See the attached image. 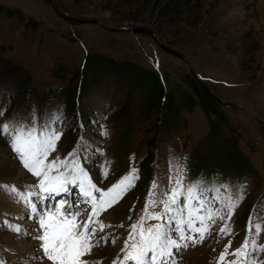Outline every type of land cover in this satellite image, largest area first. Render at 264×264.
Returning a JSON list of instances; mask_svg holds the SVG:
<instances>
[{
	"label": "rangeland",
	"instance_id": "obj_1",
	"mask_svg": "<svg viewBox=\"0 0 264 264\" xmlns=\"http://www.w3.org/2000/svg\"><path fill=\"white\" fill-rule=\"evenodd\" d=\"M0 5L17 9L36 22L28 28L15 18L0 20V62L20 71L18 76L28 91L26 97H19L14 82L6 79L0 84L5 90L0 105L7 100V90L15 92L9 116L15 111L18 118H29L35 107L43 118L45 112L63 108L64 102L51 94L62 91L69 80L77 83L76 72L91 52L154 72L167 91L182 87L181 76L192 74L224 105L227 123L217 137L208 135V121L197 106L189 114L182 111L179 129L177 122L163 134L159 113L140 116L138 95L133 96L131 112L125 117L115 110L121 108L124 93L110 86L100 88L106 93L105 100L83 98L82 104L87 99L98 103L92 119L84 124V131L90 133L84 139L93 150L99 147L104 152L90 151L84 163L92 181L106 189L132 167L139 173L135 185L98 217L112 227L105 229L108 243L93 249L90 262L111 264L120 254L128 226L144 208L153 177L167 186L170 155L186 166L189 180L205 177L246 186V197L230 220L233 233L219 236L221 222L217 221L203 241H189L187 247L174 251V264H216L229 239V251L240 246L250 213L254 224L264 225V0H0ZM32 90L45 100L34 103ZM71 118L65 115L63 135L50 159L63 158L76 145L81 134ZM99 124L106 126L107 137L100 135ZM105 160L110 162L107 178L101 175ZM172 163L175 167L176 160ZM35 182L14 158L7 141L0 138V185H15L24 191V186ZM25 211L0 188V219L7 214L8 220L29 230L26 237L0 225V260L6 264H22L34 249L41 255L39 242L30 238L34 222L26 218ZM114 236L118 237L115 244L111 243ZM258 242L264 244V231Z\"/></svg>",
	"mask_w": 264,
	"mask_h": 264
},
{
	"label": "snow or ice",
	"instance_id": "obj_2",
	"mask_svg": "<svg viewBox=\"0 0 264 264\" xmlns=\"http://www.w3.org/2000/svg\"><path fill=\"white\" fill-rule=\"evenodd\" d=\"M4 95L5 90L0 89V99ZM6 95V102L0 105V138L7 141L19 164L36 178L34 185L24 186V191L15 185H0L13 202L25 208L26 218L35 225L30 238L39 242L41 255H36L37 249H34L22 264H31L32 261H40L41 264H97L95 260L90 262L88 257L101 242L108 243L105 229L112 227L98 217L118 203L135 185L139 179L138 169L130 168L128 173L106 189L97 187L84 163L89 160L90 151L99 155H104V152L99 147L93 150L92 145L84 139L83 122L77 121L81 135L72 150L63 158L55 156L50 159L63 135V108L57 106L52 112H45L43 118L35 107L29 118H18L15 111L9 116L7 110L15 92L9 89ZM99 127L100 135L107 137L109 132L106 126L99 124ZM173 159L176 160L175 167ZM109 163L105 160L101 165V175L105 178L109 174L106 167ZM187 172L179 158L170 155L167 186L153 177L144 208L137 220L128 226L120 254L113 258L111 264H174L173 252L187 247L189 241H203L217 221L221 222L217 233L219 236L233 233L230 220L246 197V186L205 177L189 180ZM69 186L76 191L73 192ZM73 195L75 199L71 198ZM6 217L7 214L0 219V225L6 230L16 235H29L28 229ZM253 219L250 213L246 235L240 246L229 251L232 243L229 239L219 253L216 264H264V259L260 258L264 254V244L258 242L264 225L259 222L254 224ZM119 227H123V224ZM98 232L102 235L97 236ZM117 240L118 237L114 236L111 243L115 244ZM0 264L6 262L0 260Z\"/></svg>",
	"mask_w": 264,
	"mask_h": 264
},
{
	"label": "trees",
	"instance_id": "obj_3",
	"mask_svg": "<svg viewBox=\"0 0 264 264\" xmlns=\"http://www.w3.org/2000/svg\"><path fill=\"white\" fill-rule=\"evenodd\" d=\"M1 18L6 20L15 18L28 28H34L36 25V22L31 18H24L19 10L2 5H0V20ZM19 74L20 71L16 70L14 66L0 62V84L4 85L6 82H3L6 79L10 80L14 82L13 87L16 95L26 97L28 91L24 89L26 86L20 81ZM76 77L75 85L72 84V80H69L65 82L62 91L53 93L51 96L64 102V114L69 118L72 117L71 119L75 122L80 134L81 129L78 127L77 121H82L86 126L88 120L92 119L91 114H94V107L98 104L92 101L88 102V99L84 100L82 104L83 98L98 96V99L105 100L106 93H101L100 88L109 86L114 92L124 93L121 108L115 109L118 116L125 117L130 114L133 96L138 95L142 101V105L139 107L140 116L148 118L151 111L159 113L163 134H166L168 129L177 122V129H179L180 122L183 121L180 118L182 111L189 114L196 106L206 116L210 131L208 135L217 134L219 137L221 127L227 123L226 117L222 114L224 105L192 74L181 76L182 87L175 89L176 91H167L154 72L127 60H117L106 54L91 52L84 56L76 72ZM32 93L31 99L37 105L41 103L40 100H45L41 99V93L34 90ZM84 105H87L88 108L86 109ZM72 109L74 114H71ZM82 135L85 139L90 137V133L85 132L84 129ZM151 146L155 149L153 143Z\"/></svg>",
	"mask_w": 264,
	"mask_h": 264
},
{
	"label": "bare ground",
	"instance_id": "obj_4",
	"mask_svg": "<svg viewBox=\"0 0 264 264\" xmlns=\"http://www.w3.org/2000/svg\"><path fill=\"white\" fill-rule=\"evenodd\" d=\"M20 254V253H19Z\"/></svg>",
	"mask_w": 264,
	"mask_h": 264
}]
</instances>
